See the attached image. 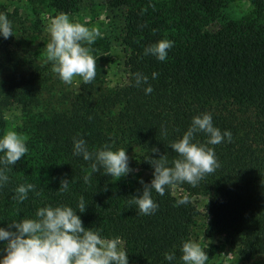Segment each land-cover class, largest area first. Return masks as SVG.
<instances>
[{
  "label": "trees",
  "instance_id": "obj_1",
  "mask_svg": "<svg viewBox=\"0 0 264 264\" xmlns=\"http://www.w3.org/2000/svg\"><path fill=\"white\" fill-rule=\"evenodd\" d=\"M78 1L54 0L52 6L68 14ZM110 1L125 10L126 83L107 92H98L93 81L84 83L68 110L36 118L26 136L28 152L10 166V179L0 186V227L34 217L44 204H67L79 211L83 196L87 207L78 213L83 226L120 237L128 262L179 264L180 243L191 239L199 216L192 198L205 197L206 233L223 236L236 254L264 264V0H248L250 14L239 20L225 19L224 0ZM163 38L174 41L166 60L144 54L146 46ZM0 69L13 77L0 91L2 134L1 111L13 104L30 109L38 90L17 68ZM137 72L148 76L150 94L144 92L146 84H134L132 74ZM153 72L158 73L155 79ZM202 112L211 113L221 132L232 133L230 142L210 145L219 167L196 186L177 184L163 196L153 191L158 208L150 215L139 214L129 203L143 190L141 182L112 189V177L103 169L94 172L91 160L72 153L78 133L89 151L104 144L114 150L131 144L138 149L140 168L151 174L143 181L148 183L153 169L145 158L165 154L171 161L176 153L167 144ZM196 140L206 142L205 134L197 133ZM153 147L159 152L152 153ZM61 179L69 180L66 192L57 191ZM26 182L40 194L29 192L17 202L14 189ZM173 188L179 190L177 196ZM184 197L187 202L177 205ZM165 252H174L176 260H165Z\"/></svg>",
  "mask_w": 264,
  "mask_h": 264
},
{
  "label": "clouds",
  "instance_id": "obj_2",
  "mask_svg": "<svg viewBox=\"0 0 264 264\" xmlns=\"http://www.w3.org/2000/svg\"><path fill=\"white\" fill-rule=\"evenodd\" d=\"M49 41L45 46L47 60L51 63V71L66 84H71L74 77L79 76L83 83H90L96 76V59L91 55L90 45L100 36L95 28L71 19L67 13H58L50 18L46 25ZM13 34L12 23L7 15L0 13V38L7 39ZM174 41L163 38L145 47L144 54L152 55L158 61L166 60L168 50ZM158 73H152V79ZM136 86L146 84L145 94L153 89L148 84V76L133 73ZM203 133L206 142L196 140V134ZM167 135L166 130L162 132ZM77 136L72 138V153L81 156L85 161L91 160L94 172L103 169V174L110 177H122L131 169L126 149H113L111 144H104L89 151L86 141ZM232 133L223 132L214 126L212 115L202 112L191 118V123L180 137L170 141L167 146L176 156L169 161L167 156H147L145 160L152 167V179L143 184V190L129 201L134 204L139 214L150 215L158 204L152 193L163 196L166 188L187 183L196 186L205 174L219 167L214 148L210 145L230 142ZM26 138L15 130H7L0 134V186L9 181L10 166H14L27 152ZM152 153L159 149L153 147ZM84 182L89 181L84 176ZM33 183H21L14 189L13 199L23 202L29 192L39 195ZM69 190V180L61 179L57 191ZM187 202V197L178 199L176 204ZM83 196L77 202V210L67 204H44L38 207L34 217L12 220L5 227H0V242L4 243L0 264H128V253L121 243L120 237L102 236L97 229L83 226L80 215L86 210ZM180 264H206L207 252L200 243L193 239L182 240L179 247ZM164 259L176 260L174 252H165Z\"/></svg>",
  "mask_w": 264,
  "mask_h": 264
},
{
  "label": "rangeland",
  "instance_id": "obj_3",
  "mask_svg": "<svg viewBox=\"0 0 264 264\" xmlns=\"http://www.w3.org/2000/svg\"><path fill=\"white\" fill-rule=\"evenodd\" d=\"M54 0H0V13L7 15L12 23L13 34L7 39L0 38V66L15 67L30 80L38 90L37 101L30 109L23 110L19 105H10L1 111L3 132L15 130L26 138L28 131L38 116L52 111H66L81 92L84 84L79 76L71 84L61 81L51 71L45 46L49 41L46 25L50 18L58 14L52 6ZM162 2L167 0H154ZM248 0H224L222 15L225 19L239 20L250 14ZM124 14L122 7L110 0H79L76 8L68 13L71 19L84 23L99 31L100 36L90 45L91 55L96 59V76L92 80L98 92H107L122 86L127 80V50L123 45ZM96 79V81H94ZM13 80L11 71L0 69V91ZM2 132V133H3ZM129 157L131 171L120 178L112 177L110 187H132L141 180L151 178L150 172L140 168L137 161L138 149L123 145ZM174 196L179 194L172 189ZM199 216L191 229V239L200 243L207 252L206 264H261L262 260H246L236 254L223 236L206 233L204 216L205 197H193ZM122 243V242H121ZM123 246V243H122ZM124 247V246H123ZM3 254L0 248V255ZM128 264H133L128 262ZM180 264V263H179Z\"/></svg>",
  "mask_w": 264,
  "mask_h": 264
}]
</instances>
